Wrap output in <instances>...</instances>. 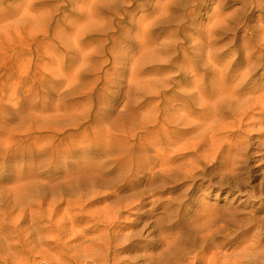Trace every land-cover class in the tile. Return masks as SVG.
I'll return each instance as SVG.
<instances>
[{
  "label": "bare ground",
  "instance_id": "obj_1",
  "mask_svg": "<svg viewBox=\"0 0 264 264\" xmlns=\"http://www.w3.org/2000/svg\"><path fill=\"white\" fill-rule=\"evenodd\" d=\"M187 1L183 17L188 26L184 28L190 32L180 40L177 28L166 31L167 37L157 41L151 24L139 34L137 57L119 47L117 58L112 60L114 53L109 49V63L127 71L126 93L137 95L125 104V111L114 118L108 114L111 120L105 131L92 133L85 125L81 130L85 140L71 143L70 149H52L60 150L59 157L69 150L74 152L77 145L94 150L95 156L103 158L110 177L101 176V167L95 162L75 166L56 180L42 181L27 170L22 180L13 183L12 187L19 188L17 193H0L3 215L15 213L11 223L0 217V264H87V259L119 264L116 253L110 262L107 250L122 238L123 226L112 227L109 221L99 228L97 222L99 231H95L99 234L95 236L88 235L86 228L75 229L84 221L87 192L94 196L100 193L99 188L122 178L121 189L131 188L136 194L144 170L151 182L171 177L177 170L181 177L195 179L206 174V160H219L235 177L234 166L246 160L249 146H264V80L254 79L257 74L264 75V0ZM200 2L215 5L205 11V22L196 26L194 17ZM171 16H155L154 26L169 22ZM110 41L117 43L114 38ZM153 62L159 63L158 68L148 65ZM111 80L114 73L104 89L115 95L109 86ZM82 126L83 122H74L75 131ZM228 128L236 139L226 134ZM253 128L257 130L255 137L250 135ZM189 152L192 159L188 164L172 161V154ZM0 154L5 159L11 157L12 146L5 141ZM59 157L50 159L57 161ZM156 165L159 170H155ZM132 206L140 207L138 203ZM73 209L81 215L73 214ZM221 214L224 210L210 207L201 214L205 221L163 231L169 236L161 240L158 264H264V215L250 213L242 228L213 223ZM133 234L135 237L138 232L132 231L126 239ZM233 236L238 238L236 245L229 241Z\"/></svg>",
  "mask_w": 264,
  "mask_h": 264
},
{
  "label": "rangeland",
  "instance_id": "obj_2",
  "mask_svg": "<svg viewBox=\"0 0 264 264\" xmlns=\"http://www.w3.org/2000/svg\"><path fill=\"white\" fill-rule=\"evenodd\" d=\"M187 3V0H0V153L5 150V141L13 149L9 158L0 154V193L9 192L10 196L17 193L19 188L12 187L13 183L22 180L27 170L42 181L51 177L56 180L65 171L75 170V166L95 162V166L101 167L99 174L110 177L103 158L95 156L94 150L77 145L74 152L69 150L59 157L60 150L52 149L69 148L71 143L85 140L87 137L81 131L85 125L92 133L105 131L111 120L107 115L111 113L114 118L125 111V104L137 95L126 93L127 71L119 64L109 63V49L114 53L110 55L112 60L119 47L137 57L139 34L151 24L157 41L167 37L166 31L177 28L180 40L190 32L184 28L188 26L183 17ZM198 4L196 26L205 22V11L215 5ZM170 14L169 22L154 26L155 16L164 19ZM110 38L117 43L113 44ZM148 65L158 68L159 63ZM113 73L114 80L109 86L115 95L104 89ZM254 77L264 80V75ZM76 120L83 122V126L75 131ZM228 129L226 134L236 139L237 135L230 134ZM256 133L253 128L250 135L255 137ZM263 149L258 143L250 145L246 160L241 159L234 166L235 177L219 160H206V174L195 179L181 177L177 170L171 177L151 182L144 170L136 194L131 188L121 189L124 179L119 178L99 188V194L87 192L84 221L75 229L86 228L88 235L95 236L99 234L95 231L97 222L99 228L109 221L113 222L112 227L123 226L122 238L107 250L110 262L116 253L119 264H158L161 240L169 236L162 232L205 221L201 214L210 207L224 210L213 223L244 228L250 213L255 217L264 215ZM172 155L176 165H186L192 159V152ZM51 157L59 158L55 161ZM159 168L156 165L155 170ZM190 184L197 188L191 189ZM137 203L140 207L135 209L132 205ZM3 213L0 205V217L7 223L14 221L15 213ZM72 213L81 215L74 209ZM132 231L138 235L133 234L128 241L125 236ZM237 239L233 236L229 241L236 245ZM88 263L106 264L87 259Z\"/></svg>",
  "mask_w": 264,
  "mask_h": 264
}]
</instances>
